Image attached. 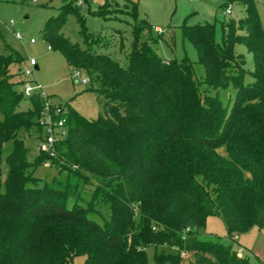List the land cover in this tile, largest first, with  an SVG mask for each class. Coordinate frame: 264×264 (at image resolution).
Returning <instances> with one entry per match:
<instances>
[{
	"label": "trees",
	"instance_id": "obj_1",
	"mask_svg": "<svg viewBox=\"0 0 264 264\" xmlns=\"http://www.w3.org/2000/svg\"><path fill=\"white\" fill-rule=\"evenodd\" d=\"M237 3L245 16L222 19L218 36L209 21L179 26L196 51L194 61L161 58L153 44L163 34L132 7L122 67L102 51L109 40L87 33L79 6L64 0L41 37L70 67L88 73V90L104 101L94 119L59 105L66 135L55 143L54 157L38 152L27 159L24 136L33 131L41 138L44 100L32 93L29 107L18 109L21 75L17 68L15 80L11 66L23 58L4 46L0 264H72L75 256H83L80 264H149L146 248L163 245L175 253L155 256V264H181L184 254L188 264H261L231 243L198 236L209 216L222 218L232 241L235 233L264 227V26L253 0L218 6L224 11ZM103 6L88 11L112 17ZM69 14L85 48L62 33ZM238 44L251 54L252 70L244 68ZM246 73L251 79L244 81ZM41 162L63 176L40 183L33 170ZM78 185L90 199L74 198ZM93 200L105 205V214L93 215Z\"/></svg>",
	"mask_w": 264,
	"mask_h": 264
},
{
	"label": "rangeland",
	"instance_id": "obj_2",
	"mask_svg": "<svg viewBox=\"0 0 264 264\" xmlns=\"http://www.w3.org/2000/svg\"><path fill=\"white\" fill-rule=\"evenodd\" d=\"M64 0H32L20 3L19 0H0V52L4 46L16 50L23 61L19 65L11 66L14 79L19 80V69H24L29 58H33L36 64L32 74V82L42 88V93L48 100L60 105L64 110L72 108L78 115L88 119H94L101 110L103 97L88 90L91 82L82 83V79H88L85 70H74L68 65L62 53L52 49L41 37V30L45 21L50 16L58 13V8ZM262 26H264V0H253ZM221 0H87L79 6V14L84 20V28L90 35L105 36L110 42L106 49H102L111 59L117 61L120 66H126V54L130 48L132 7L133 14L137 18H144L149 24L159 28L157 32L163 34L153 47L157 54L165 59L180 60L184 57L196 60V51L186 39L182 38L179 26L182 23L194 24L209 21L215 25V33L218 36L219 22L224 18L237 20L245 16L244 7L241 4H232L231 14L223 13L218 5ZM103 4L110 14V18H103L91 14L89 10H95ZM20 33L22 38L16 39L14 33ZM62 33L72 43H77L85 48V43L79 33L76 17L69 14L63 24ZM33 38L35 41L30 42ZM235 51L244 56V68L253 69V59L243 45H236ZM197 75L202 74L199 64L194 66ZM28 77L27 79H31ZM248 73L244 75V81L250 80ZM224 97L225 94H222ZM29 107L26 95H23L18 103V109ZM34 132L24 136V144L27 147V159L31 161L38 154L39 140ZM4 167V166H3ZM33 175L42 181H49L52 177L61 178L63 173H57L54 166L48 162H41L33 170ZM70 182L73 180L70 177ZM80 184V181L78 182ZM80 185H78L79 188ZM76 191L74 198L79 200L90 199V194L81 188ZM73 198V199H74ZM93 215L100 211L106 213L105 205L100 200L91 201ZM199 238L202 240H219L224 244H232L238 253L246 255L250 261H259L264 264V227H250L248 230L235 233V240L227 236L224 221L219 216H209L204 226L199 230ZM172 247L165 245L156 249L146 248L149 264L154 263V257L165 258L174 254ZM161 256V257H160ZM181 264H188L189 255L182 256ZM165 260V259H164ZM83 256H75L72 264H80Z\"/></svg>",
	"mask_w": 264,
	"mask_h": 264
},
{
	"label": "built area",
	"instance_id": "obj_3",
	"mask_svg": "<svg viewBox=\"0 0 264 264\" xmlns=\"http://www.w3.org/2000/svg\"><path fill=\"white\" fill-rule=\"evenodd\" d=\"M72 2L75 5L82 4L83 0H66ZM192 1V0H189ZM230 5L227 6L223 13L230 15L231 9ZM14 37L16 39H21L22 36L20 33L15 32ZM29 41L32 43L35 40L30 38ZM36 64L33 58H29L27 61V65L24 69H20L21 75V84L20 90L21 92L29 96L32 93H37L44 100L43 109L40 112V116L38 118L39 123L42 126V136L39 139L38 144V152L44 153L49 157L55 156V143L58 140H61L66 135V126H65V118L63 116V109L59 105H55L51 103L48 98L42 93V88L32 82V74ZM31 77V79H27ZM88 82L87 78L82 79V83L86 84ZM237 237L234 236L233 240Z\"/></svg>",
	"mask_w": 264,
	"mask_h": 264
},
{
	"label": "crops",
	"instance_id": "obj_4",
	"mask_svg": "<svg viewBox=\"0 0 264 264\" xmlns=\"http://www.w3.org/2000/svg\"><path fill=\"white\" fill-rule=\"evenodd\" d=\"M155 30H159V28L157 26L154 27Z\"/></svg>",
	"mask_w": 264,
	"mask_h": 264
},
{
	"label": "water",
	"instance_id": "obj_5",
	"mask_svg": "<svg viewBox=\"0 0 264 264\" xmlns=\"http://www.w3.org/2000/svg\"><path fill=\"white\" fill-rule=\"evenodd\" d=\"M37 67L35 66V69H36Z\"/></svg>",
	"mask_w": 264,
	"mask_h": 264
}]
</instances>
